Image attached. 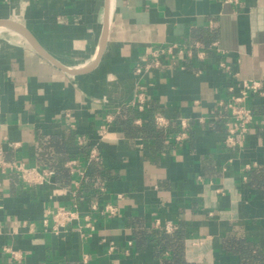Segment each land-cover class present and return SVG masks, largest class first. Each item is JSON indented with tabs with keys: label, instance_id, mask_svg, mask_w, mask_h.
<instances>
[{
	"label": "crops",
	"instance_id": "0c3cea01",
	"mask_svg": "<svg viewBox=\"0 0 264 264\" xmlns=\"http://www.w3.org/2000/svg\"><path fill=\"white\" fill-rule=\"evenodd\" d=\"M244 79L264 80V0H0V162L68 172L0 173V264H160L162 232L182 233L188 263L243 264L242 246L264 256V186L249 179L264 168V99L239 146L218 106ZM93 199L116 213L86 226ZM73 205L59 233L43 224Z\"/></svg>",
	"mask_w": 264,
	"mask_h": 264
},
{
	"label": "built area",
	"instance_id": "2783aa9c",
	"mask_svg": "<svg viewBox=\"0 0 264 264\" xmlns=\"http://www.w3.org/2000/svg\"><path fill=\"white\" fill-rule=\"evenodd\" d=\"M229 4H236L238 0H223ZM175 46H168L166 48H159L158 50L151 52V62L144 65V67H137L136 73L143 74L147 71V69L153 65L158 66L160 63V57L162 56H171L173 53ZM179 53L182 52V49L178 50ZM188 55L191 54L189 50L187 52ZM218 67L225 71L227 77L233 79L237 76V73L234 71L233 63H228L224 60L218 62ZM225 87L229 92V97L227 100H221L218 102L219 107H223L227 110L228 120L225 124L226 126V138L225 142L229 146H239L241 144L242 139L246 135L249 130L250 124L253 121L254 117V109L252 105H250V101H256L257 99H264V80L257 79H244L239 82L238 85L235 86L233 83H226ZM141 91L138 94V107L143 106V95H144V87H140ZM157 122L159 125H163L164 121L162 118L158 117ZM180 126L183 129L180 133L175 136L176 140L183 138L186 134L184 131L187 128V120H180ZM88 161L89 162H97V153L95 149H90L88 152ZM75 161L72 160L69 162L70 165H74ZM15 172L22 179V181L26 183H34L36 179H45V177L50 176L53 173L51 169L43 168L38 169L36 167H26L24 164L20 162H0V173H4L6 171ZM102 190V188H100ZM100 213L103 215H114L116 213V207L110 203L104 204L101 208L99 207V203L97 199H93L90 201L89 212L84 215L86 220V226H89L90 213ZM78 218V212L76 210V206H59L55 210L48 211L47 215L43 219V224L45 226H50L53 233H59L61 228L66 227L73 220ZM49 221L51 223H49ZM168 230L169 227H166ZM11 254L16 257L15 253L10 251Z\"/></svg>",
	"mask_w": 264,
	"mask_h": 264
},
{
	"label": "trees",
	"instance_id": "16d2710c",
	"mask_svg": "<svg viewBox=\"0 0 264 264\" xmlns=\"http://www.w3.org/2000/svg\"><path fill=\"white\" fill-rule=\"evenodd\" d=\"M137 112L128 111L127 115H135ZM148 117H151V111L148 110ZM152 126H149L151 129ZM54 175L58 174L62 175V178L68 177L67 169L52 167ZM249 179L253 180L256 184L264 186V168H259L249 174ZM60 180V178H59ZM183 235L180 232L175 233H165L162 232L160 234V250H167L170 252V256H163L160 264H193L185 261L183 256V244H182ZM240 254L243 259V264H264V256H260L258 254H252L248 248L243 247L240 248Z\"/></svg>",
	"mask_w": 264,
	"mask_h": 264
},
{
	"label": "water",
	"instance_id": "95a60500",
	"mask_svg": "<svg viewBox=\"0 0 264 264\" xmlns=\"http://www.w3.org/2000/svg\"><path fill=\"white\" fill-rule=\"evenodd\" d=\"M6 24H8L10 27H12L13 29L17 30L18 32H20L21 34H23L29 41L30 43L41 53L45 54L41 48L39 47V45L35 42V40L25 31H23L21 28H19L18 26H16L15 24L11 23V22H6ZM46 55V54H45ZM51 59V58H50Z\"/></svg>",
	"mask_w": 264,
	"mask_h": 264
}]
</instances>
